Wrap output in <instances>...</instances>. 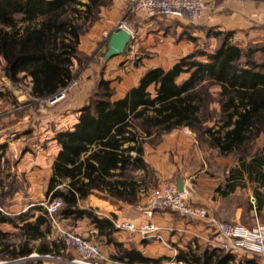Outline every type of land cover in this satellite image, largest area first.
<instances>
[{
  "label": "trees",
  "instance_id": "1",
  "mask_svg": "<svg viewBox=\"0 0 264 264\" xmlns=\"http://www.w3.org/2000/svg\"><path fill=\"white\" fill-rule=\"evenodd\" d=\"M105 4L106 0H0V63L6 62L14 81L30 78L33 97L55 94L73 79L74 62L80 64L85 56L78 48L80 35ZM215 35L221 40L212 52L197 50L170 68H148L120 98L113 99L109 80L98 78L72 128L55 134L60 148L47 192L63 200L56 217L72 222L87 218L97 235L114 246L115 260L159 263L135 247H124L115 239L110 219L79 204L94 190L136 203L152 172L144 159L143 146L149 140L188 128L219 154H232L249 172L258 171L264 182L263 158L245 163L264 134V37L244 47L231 41L230 32ZM182 74L186 76L179 81ZM31 209L39 212L34 221H26L31 210L9 217L0 213V222H23L19 241L0 230V261L27 260L33 251L59 253L63 241L47 239L52 222L44 207ZM32 239H39L36 246ZM176 259L183 264H231L233 255L216 247L201 254L189 248L179 250Z\"/></svg>",
  "mask_w": 264,
  "mask_h": 264
},
{
  "label": "crops",
  "instance_id": "2",
  "mask_svg": "<svg viewBox=\"0 0 264 264\" xmlns=\"http://www.w3.org/2000/svg\"><path fill=\"white\" fill-rule=\"evenodd\" d=\"M128 3L129 0H111L109 6L100 8L97 20L84 34L80 35L78 48L84 55L90 56L97 51V46L104 38V32L119 18ZM145 17L151 18L146 15ZM263 19L264 2L257 0H207L199 24L227 31V29H231L228 27H231L233 21L242 26L243 23L253 25ZM180 21L182 22V20ZM146 23L148 26L152 24L151 21ZM161 33V30L156 31L151 28L146 35L139 34L143 39V45L152 51H157V54H153L152 59L145 62L143 66L131 67L132 70L129 71L131 68L129 69L127 66L126 60H122V55L111 57L112 59L120 57L117 62L123 63L119 70L111 65L108 68L113 70L111 75L103 76L104 79L110 81V86L116 89L113 99L124 96L129 88L137 85L146 69L158 66L170 68L181 57L190 53L187 41L180 40L174 44L172 39L162 36ZM171 56L175 60L168 63L167 59ZM109 59L102 58L103 61H109ZM166 61L167 66H165ZM76 64L75 61L74 66ZM0 66L4 70L6 62L2 60ZM97 67L98 61L95 59L84 69L79 87L70 91L64 101L47 107L45 110L39 109V106L34 104V101L39 100L30 94V78H26L28 81L26 90H15L10 77L7 74L1 75L0 205L2 210L0 213L2 215L15 216L31 210L32 217L26 221L35 220L39 212L31 208L43 207V203L49 197L47 191L52 175V166L60 148L55 134L72 128L77 121L79 109L86 104L93 88ZM125 70L129 72L125 73ZM118 74L122 76L121 81L114 79ZM143 147L144 159L149 167L154 169L158 179L172 182L190 191L187 200L205 207L210 216L246 227H253L256 222L264 225V198L259 195L261 198L259 200L257 197L259 187L263 182L262 177L258 171L249 172L232 154L227 155V171H222V175L219 177L209 178V175L205 173L207 163L198 146V140L195 133L188 128H176L163 133L155 145L146 142ZM258 156L264 160V134L259 135L256 139L253 153L245 163H248L252 158H258ZM138 173L141 174V172ZM189 179H194V181L189 183ZM142 191L141 189L139 192L138 201L131 204L94 190L88 195L83 205L79 204V207L89 209L107 218L129 220L135 223L151 221L158 225L162 240L157 238L145 240L138 234L124 230L116 229L114 232L115 239L121 242L124 247H135L143 256L159 259V263L156 264L163 261H171L169 264H179L176 259L179 250L187 251L191 248L201 254L205 248H213L207 241L211 231L206 223L192 222L180 216L177 218L168 209L144 212L143 204L146 198ZM223 197H227V203L223 202ZM252 198L255 199L254 204L251 203ZM56 218L60 228L76 232L87 239L90 234L97 235V229L87 218L74 222L59 216ZM22 224L23 222L20 221L17 222V225L0 222V230L7 233L11 240L19 241ZM51 228L47 239L56 241L57 227L52 224ZM99 237L104 239L99 246L101 260L106 261V264L127 262V260L113 259L114 246L107 244L104 237ZM38 242L39 239H32L31 244L36 246ZM201 242L208 243L207 247L200 248ZM33 253L36 252L33 251ZM227 253L233 255L231 264L244 263L247 260H253L256 264H264V256L255 253L242 251ZM58 254H62L61 248Z\"/></svg>",
  "mask_w": 264,
  "mask_h": 264
},
{
  "label": "built area",
  "instance_id": "3",
  "mask_svg": "<svg viewBox=\"0 0 264 264\" xmlns=\"http://www.w3.org/2000/svg\"><path fill=\"white\" fill-rule=\"evenodd\" d=\"M264 2V0H257ZM207 0H130L127 6V12L130 14L142 13L146 16L165 17L188 22H198L201 20L206 7ZM126 30L129 33V41L126 45L124 54L131 58L137 49V34L128 28L122 19L115 21L109 30L104 32V37L109 36L113 31ZM77 82L70 80L66 86L61 88L55 94L41 98L47 106H52L65 97V92ZM57 94H59L57 96ZM53 97V99H51ZM264 172V167H263ZM259 192L264 198V182L259 187ZM188 190L182 188L179 190L177 185L164 181L155 187L149 194L143 204L144 212H153L155 210H171L180 217L199 221L207 224L211 231L208 243L212 247L219 248L227 252H250L264 256V225L256 222L253 227H246L241 224L230 223L210 216L207 209L201 205L190 203L187 200ZM252 198L251 203L254 204ZM63 205L60 197L52 198L51 195L43 203V207L52 224L57 227L58 237L63 243L72 248L77 257L63 261L60 256L45 254L38 255L46 258H54L63 264H98L97 259L102 258L101 250L98 244L91 242L82 235L58 227L56 213ZM2 210L0 205V211ZM118 230H124L132 234H138L142 239L157 238L162 240L160 227L151 221L135 223L129 220H117L108 217ZM30 255L28 256V258ZM27 258V259H28ZM181 264L182 262H178ZM123 264H136L133 262H124Z\"/></svg>",
  "mask_w": 264,
  "mask_h": 264
},
{
  "label": "rangeland",
  "instance_id": "4",
  "mask_svg": "<svg viewBox=\"0 0 264 264\" xmlns=\"http://www.w3.org/2000/svg\"><path fill=\"white\" fill-rule=\"evenodd\" d=\"M129 2H130V0H129ZM110 3H111V0H106V4L104 6H109ZM128 5H129V3H128ZM127 6L117 20L122 19L124 21L125 25L128 28H130L131 30H133L134 32H136V34H137L138 46H137L135 54L131 58H127L126 54H124V53L120 54V56L122 55L121 56V58H123L122 60H124V61L126 60V63H127V66L129 67V69L131 67L143 66L145 64V62H148L149 59H152L153 54H157V51L156 52L152 51V50L148 49L147 46L143 45V43H142L143 39L139 35V34L146 35L147 33H149L151 28L156 29V31L161 30L162 36L168 37V39H172L174 44L180 40L187 41L188 45L190 46L189 52H193V51H197V50L212 52L217 47V45L219 44V42L221 40V36L215 35L216 32H230L232 34L231 41L238 43L244 47L259 44L262 42L263 37H264V19L261 20L259 23H255V24L253 23V25H250L248 23H243L242 26H240L238 24V22L233 21L231 23L232 24L231 27H228L231 29H227V31H221L217 27H206V26L200 25L199 23L201 21L188 22V21L182 19V22H181L178 19L165 18V17L158 18V17L152 16L151 18H146L145 15L142 13L130 14L127 12ZM228 14H229V12L227 11V15ZM149 21H151L152 24L148 26L147 25L148 23H146V22H149ZM89 27H87L82 34H84L88 30ZM138 32H140V33H138ZM107 40H108L107 37H104L101 40L100 44L97 46V49H96L97 51H95V53H93L90 56H86V55H85L86 57L83 56L82 62L80 64H76L75 66L73 65L74 77L72 80H76L77 83L75 85H73L70 89H68L65 92V97L58 102L64 101L66 96L68 95V93L70 91L79 87L80 82H81V78H82L81 76L83 74L84 69L86 67H88L91 64V62H94L95 59L98 61V67L96 70L97 73H95V76H94L93 88H92L90 94L92 93L93 89H95V85H96L98 78H100V77L103 78V76H106V74L108 76L111 75V72L113 70L108 69L111 65L115 66L118 70L121 68V66H123V63L117 62V60H119L120 57L116 58V59L111 58V59H109V61H103L102 60L104 53L106 51ZM172 54H174V53H172ZM199 59H203V58L199 57ZM173 60H175V58H172V56L169 57V59H167L168 63L172 62ZM167 61H166L165 66L168 65ZM128 70H125V73L131 71L132 68L129 71ZM5 74H7L10 77L11 82H12V87L15 90H17V89L18 90H26L27 89V87H28L27 82L28 81L26 78H22L19 81H14L11 78L9 70L6 67L3 70V67L0 66V77H1V75H5ZM185 76H186L185 74H182L178 78V80L180 81ZM114 79L121 81L122 76L119 74L115 75ZM111 88H112V94H113V96H115L114 94H115L116 89H115V87H111ZM36 99H38L39 101H37V102L34 101V104L37 107L39 106V109L45 110V109H47V107H51V106H47L44 102H40L41 98H36ZM213 106H216V105H213ZM159 139H160V137L153 138V139L149 140L147 143L151 144V145L152 144L155 145ZM198 146L202 150L203 155L205 157V161L207 163V167H206L207 169H206L205 173L209 175V178H213L214 176L219 177L220 175H222L221 174L222 171H224V170L227 171V155L219 154L216 149L210 147L207 143H205L203 141H198ZM151 170H152V172H150V174H148V177L146 178V185H145L146 189H144L142 191V194H143L144 198H146V199L148 198L150 192L155 187H157L159 184L164 182V181H160L158 179L153 168H151ZM189 181H190L189 183H192L194 181V179H191V180L189 179ZM221 185H218V186H221ZM189 195H190V191H188L187 199H188ZM146 199H145V201H146ZM222 199H223V202L227 203V197H223ZM172 213L175 217H177V218L179 217V215L177 213H175V212H172ZM51 230H52V228H51ZM88 238L91 242L96 243L99 246L104 241V239H102L101 237H99L96 234H90ZM56 241L60 244L61 243L60 241H62V240L60 239V237H57ZM201 243L202 244L199 245L200 248L207 247L206 245L208 243H205V242H201ZM195 244L197 245V243H195ZM72 250H73L72 248L67 247L63 243V245H61L62 254H58V255L60 256V258L63 261L71 260V259L77 257L76 252L74 250L73 251ZM51 255H57V254H51ZM101 259L102 258L97 259L98 264H106L107 263L106 261L101 260ZM28 260L32 261L34 263L39 261L40 262L39 264H63L59 261H56L54 258H46L43 256H38L37 253L31 254L27 260L26 259L10 260V261L2 260V261H0V264H22V263L24 264V262H26ZM170 262L171 261H168V262L163 261L161 263L162 264H164V263L169 264Z\"/></svg>",
  "mask_w": 264,
  "mask_h": 264
},
{
  "label": "water",
  "instance_id": "5",
  "mask_svg": "<svg viewBox=\"0 0 264 264\" xmlns=\"http://www.w3.org/2000/svg\"><path fill=\"white\" fill-rule=\"evenodd\" d=\"M106 51L103 59L108 60L109 58L123 54L126 45L129 41V33L126 30L113 31L107 38ZM59 94H57L58 96ZM53 99V97L51 98ZM179 190H182L181 186H177Z\"/></svg>",
  "mask_w": 264,
  "mask_h": 264
}]
</instances>
